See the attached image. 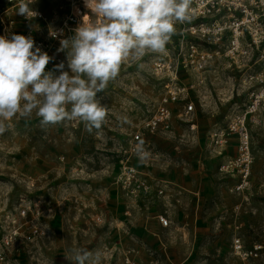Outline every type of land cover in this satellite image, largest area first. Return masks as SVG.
<instances>
[{
    "label": "rangeland",
    "instance_id": "obj_1",
    "mask_svg": "<svg viewBox=\"0 0 264 264\" xmlns=\"http://www.w3.org/2000/svg\"><path fill=\"white\" fill-rule=\"evenodd\" d=\"M54 2L40 4L63 6L59 21L68 5ZM8 7L0 1V12ZM2 19L14 20L19 33L27 30L16 10ZM155 56L129 59L99 94L111 119L107 133H89L76 120L42 128L35 111L30 119L17 114L7 122L10 129L0 135V235L21 227L10 255L13 264H71L64 256L71 247L100 250L102 264H125L123 250L133 246L139 264H245L236 253L237 240L246 251L261 247L250 264H264V107L255 115L261 125L249 123L252 163L246 189L236 192L239 174L221 170L223 162L238 156L237 140L229 142L223 158L210 143L213 131L247 105L246 71L225 60L207 70L205 86L191 94L198 133L178 119L177 105L172 133L146 134L153 154L142 164L154 181L168 183L163 195L133 201L115 185L119 145L125 147L158 107L163 80L152 73ZM125 116L129 124H122ZM161 218L168 219V227Z\"/></svg>",
    "mask_w": 264,
    "mask_h": 264
},
{
    "label": "built area",
    "instance_id": "obj_2",
    "mask_svg": "<svg viewBox=\"0 0 264 264\" xmlns=\"http://www.w3.org/2000/svg\"><path fill=\"white\" fill-rule=\"evenodd\" d=\"M40 1L42 0H36L31 5L38 13L37 16L26 19L20 15L27 30L19 33L15 29L14 20L2 19L4 15L14 13L17 0H5L9 7L3 8L4 10L0 12V35H31L36 46L54 57L46 67L48 71L66 58L64 52H57L60 47L59 40L72 36L73 30L82 20L89 22L90 16L85 15L90 13L84 7L83 0H66L68 11L58 21L59 14H63L60 13L64 11L63 6L44 10L38 8ZM190 15L191 22L177 24L178 34L173 36L172 42L166 46L165 54L146 53L144 56L156 55L151 69L155 77L163 80V84L156 112L140 129L132 133L126 146L119 145L117 151L120 171L115 178V185L133 201L151 195H163L168 188L167 183L152 181L133 165V159L137 158L133 153L134 146L143 141L150 152V144L145 139L146 134L172 133L173 110L177 105H181L177 114L178 119L190 132L198 133L197 106L191 94L198 93L199 89L205 86L207 81L205 73L218 60L227 61L229 66L237 71H246L244 83L248 86L249 96L245 108L233 113L226 127L213 131L210 143L215 154L220 157L224 155L229 142L237 140L238 156L222 165L221 170L228 174L232 172L239 174L241 184L236 192L243 191L249 185L252 163L249 123L261 125L259 120L254 122L253 117L264 107V0H192ZM91 19L97 23L101 21L99 17ZM35 22L41 23V26L34 27ZM60 29H63L62 36L55 39L49 36L50 30ZM188 77H193L194 82L185 81ZM76 122L81 123L78 120ZM110 125L111 119L107 115L102 133H107ZM22 203L25 206L27 201L23 200ZM39 209V204H35V212L39 213ZM22 216L26 217L25 209ZM160 223L164 228L169 226L168 219L161 218ZM20 230L21 227H14L0 235V264H13L10 255L15 241L19 238ZM234 247L238 257L245 264H250L251 260L257 258L262 249L256 247L254 250L246 251L241 240H237ZM138 256L139 251L136 249L123 250L125 264H139Z\"/></svg>",
    "mask_w": 264,
    "mask_h": 264
},
{
    "label": "clouds",
    "instance_id": "obj_3",
    "mask_svg": "<svg viewBox=\"0 0 264 264\" xmlns=\"http://www.w3.org/2000/svg\"><path fill=\"white\" fill-rule=\"evenodd\" d=\"M35 2L17 0L16 14L26 19L37 16L31 7ZM83 3L90 20H82L72 36L59 40L57 52H64L66 58L52 70L46 67L54 57L36 46L31 35H0V135L10 129L7 122L17 114L30 119L34 111L42 128L79 120L87 132H98L108 115L99 94L115 81L122 65L146 53L165 54L178 34L177 24L192 19V0ZM62 35L63 29L49 31L54 39ZM121 122L130 123L126 116ZM133 153L141 163L151 157L143 141L136 143ZM64 256L71 264H102L100 250L71 247Z\"/></svg>",
    "mask_w": 264,
    "mask_h": 264
},
{
    "label": "crops",
    "instance_id": "obj_4",
    "mask_svg": "<svg viewBox=\"0 0 264 264\" xmlns=\"http://www.w3.org/2000/svg\"><path fill=\"white\" fill-rule=\"evenodd\" d=\"M46 6H48V5H46ZM46 6L45 5H43L42 6V4H39L38 5V8H41L42 9V7L43 8H46ZM111 126V125H110ZM113 137H115V136H113ZM112 137V138H113ZM230 146V145H229ZM228 146V147H229ZM228 149V148H227ZM227 149H226V151H225V153H224V155L226 154V152H227ZM220 156V157H218L217 155H216V157H218V158H223V157H226V156ZM231 158V157H230ZM229 158V159H230ZM227 162H223V164H226ZM133 165L137 168V169H139L140 171H142L143 173H145L152 181H154L153 180V178L150 176V174L146 171V169L144 168V165L142 164V163H140L139 161H138V159L137 158H134L133 159ZM119 171H120V168H119ZM118 174H119V172H118ZM118 174H117V176H118ZM116 176V177H117ZM150 180V181H151ZM163 183H167V182H163ZM168 184V183H167ZM119 188V187H118ZM120 189V188H119ZM128 214H131V212H129ZM126 249H135L136 247H125ZM138 260H139V258H138Z\"/></svg>",
    "mask_w": 264,
    "mask_h": 264
},
{
    "label": "bare ground",
    "instance_id": "obj_5",
    "mask_svg": "<svg viewBox=\"0 0 264 264\" xmlns=\"http://www.w3.org/2000/svg\"><path fill=\"white\" fill-rule=\"evenodd\" d=\"M47 3H48V1H47ZM46 5H47V4H46ZM46 5H45V6H46ZM47 7H48V6H46V8H47ZM253 121H254V122H257V118H256V116L253 117ZM257 126H258V125H257Z\"/></svg>",
    "mask_w": 264,
    "mask_h": 264
}]
</instances>
